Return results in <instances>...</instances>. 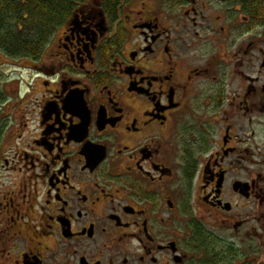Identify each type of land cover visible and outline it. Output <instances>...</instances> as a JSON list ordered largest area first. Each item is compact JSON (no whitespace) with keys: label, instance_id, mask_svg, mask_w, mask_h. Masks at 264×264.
Wrapping results in <instances>:
<instances>
[{"label":"flooded vegetation","instance_id":"flooded-vegetation-1","mask_svg":"<svg viewBox=\"0 0 264 264\" xmlns=\"http://www.w3.org/2000/svg\"><path fill=\"white\" fill-rule=\"evenodd\" d=\"M12 65L0 264H264V0H81Z\"/></svg>","mask_w":264,"mask_h":264},{"label":"trees","instance_id":"trees-1","mask_svg":"<svg viewBox=\"0 0 264 264\" xmlns=\"http://www.w3.org/2000/svg\"><path fill=\"white\" fill-rule=\"evenodd\" d=\"M78 1L0 0V55L10 62L38 56L51 31Z\"/></svg>","mask_w":264,"mask_h":264},{"label":"rangeland","instance_id":"rangeland-1","mask_svg":"<svg viewBox=\"0 0 264 264\" xmlns=\"http://www.w3.org/2000/svg\"><path fill=\"white\" fill-rule=\"evenodd\" d=\"M10 66H11V62L4 59L0 55V71L2 72V74H0V81L3 83L2 85H4L3 92H4L5 96H8L7 99H9V100H11L10 96H12V94H13V84H11V85L9 84L10 80L13 78V75L11 74V67L12 66L11 67ZM12 102H14V100ZM9 105H11V104H9ZM1 182H5V179H2L0 181V183Z\"/></svg>","mask_w":264,"mask_h":264}]
</instances>
